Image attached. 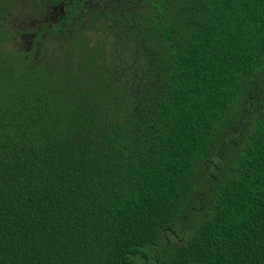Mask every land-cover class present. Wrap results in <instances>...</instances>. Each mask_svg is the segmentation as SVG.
Here are the masks:
<instances>
[{"label":"trees","instance_id":"1","mask_svg":"<svg viewBox=\"0 0 264 264\" xmlns=\"http://www.w3.org/2000/svg\"><path fill=\"white\" fill-rule=\"evenodd\" d=\"M26 60L0 25V264H264V0H119Z\"/></svg>","mask_w":264,"mask_h":264},{"label":"flooded vegetation","instance_id":"2","mask_svg":"<svg viewBox=\"0 0 264 264\" xmlns=\"http://www.w3.org/2000/svg\"><path fill=\"white\" fill-rule=\"evenodd\" d=\"M119 0H0V25L26 60L46 58L87 34ZM57 53V52H55Z\"/></svg>","mask_w":264,"mask_h":264}]
</instances>
